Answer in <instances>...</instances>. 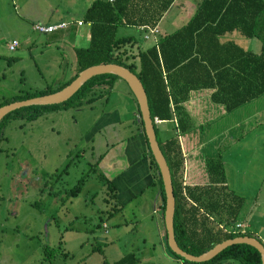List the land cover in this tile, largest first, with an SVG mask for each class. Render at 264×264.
Segmentation results:
<instances>
[{"label": "rangeland", "instance_id": "rangeland-1", "mask_svg": "<svg viewBox=\"0 0 264 264\" xmlns=\"http://www.w3.org/2000/svg\"><path fill=\"white\" fill-rule=\"evenodd\" d=\"M87 1L0 0V102L53 89L74 72L72 45L63 41L62 46L60 39L52 38L54 33L38 31L31 24L79 16ZM192 6V0H175L158 25L159 33L184 22ZM139 30L119 26L116 35L131 33L145 46L151 38H144ZM236 38L246 48H259L255 36L238 33ZM12 39L18 44L9 50ZM128 46L136 50L135 44ZM122 91L128 92L127 85L116 78L106 101L46 109L32 119L20 116L21 109L5 118L0 132V264H97L129 251L137 256L136 264H182L157 235L152 201L143 194L122 204L116 194L109 195L101 171L92 166L91 157L105 144L114 146L133 131ZM115 99L121 105V119L116 121L111 114L99 119L101 110L114 109ZM223 111H213L201 128L192 124L202 129L203 139L224 138L234 131L237 137L229 144L223 143L226 139L211 148L197 147L195 157L202 160L208 150L214 158L219 155L226 183L244 197L236 219L248 231L255 230L264 244V92ZM100 123L102 127L88 136V129ZM155 126L158 139L174 132L166 120ZM196 129L181 133L180 141L193 131L198 133ZM200 180H206V175ZM74 184L80 189L68 194ZM44 247L49 259L44 257ZM220 264L241 263L229 259Z\"/></svg>", "mask_w": 264, "mask_h": 264}, {"label": "trees", "instance_id": "trees-1", "mask_svg": "<svg viewBox=\"0 0 264 264\" xmlns=\"http://www.w3.org/2000/svg\"><path fill=\"white\" fill-rule=\"evenodd\" d=\"M171 2L92 0L82 15L83 21L89 22L87 43L73 47L74 72L53 89L15 95L2 100L0 105L54 91L68 83L78 70L94 63L116 62L134 72L144 88L151 120L154 115L169 120L174 129L170 136L158 139L156 122L152 120L158 146L170 173L174 239L186 252L198 254L225 238L252 234L248 230L230 231L233 222L238 220L237 213L244 197L227 185L219 155L214 158L208 153L200 161L189 159L184 170L181 146L185 150L190 143L185 138L180 141L179 137L193 126V119L183 102L191 93H197L196 89H201L202 94L209 93L211 101L231 110L264 92V0H200L182 25L161 35L156 43L145 46H141L131 33L116 35L119 26L133 25L142 29L141 25H155ZM231 30L246 37H257L258 50L245 49L232 39H219L220 34ZM131 44H135V51L129 48ZM116 78L120 77L110 72L94 74L63 101L14 108L0 118V132L5 118L21 109L24 113L20 116L32 119L46 109L106 101ZM128 91L135 103L136 116L132 122L143 134L148 166L159 189L162 212L164 194L160 174L148 148L137 103L129 88ZM94 165L96 161L92 163ZM203 175L206 180L201 181ZM102 179L109 195L115 197L114 185L103 175ZM77 184L66 190L67 193L74 195L80 189ZM163 245L182 264H220L229 259H236L241 264H260L257 249L243 242L227 245L203 261H190L174 253L166 244L165 232ZM47 249L44 247L45 259L50 256ZM137 260V256L129 251L112 261L103 258L97 264H136Z\"/></svg>", "mask_w": 264, "mask_h": 264}, {"label": "crops", "instance_id": "crops-1", "mask_svg": "<svg viewBox=\"0 0 264 264\" xmlns=\"http://www.w3.org/2000/svg\"><path fill=\"white\" fill-rule=\"evenodd\" d=\"M91 1L92 0H88L86 2V5L82 10L83 12H84V9L90 4ZM192 1H193V6H192L193 8L189 11V14H188V17L186 18V20L194 12L197 3L200 0H192ZM174 2H175V0H172L170 5L168 6V8L164 11V13L160 17V19L155 24V26L157 28V33H156L155 37L157 39L161 35L166 34V33L170 32L173 29L178 27V26H176L175 28H173L172 30H169V31L166 28L167 32H164V33H159V30H158V25H159L162 17L166 14V12L169 10V8L172 6V4ZM180 8H184V6L181 5ZM178 9H179V7H178ZM83 12H81V15L76 16V17H65V18H63L61 16H57L54 20H49L47 22H36V23H51V22H57V21H61V20L70 21L67 26H65L63 28H58L56 30H53V31L47 32V33H54L52 35V38L60 39V42H61L60 44H63V41L66 43L68 42L70 45H72V49H73V47L84 46L87 43L89 23L87 21H83V19H82ZM77 19H81L83 22L79 25H76L75 20H77ZM184 22H181L180 25H182ZM78 26H82L81 29L77 28ZM124 27H126V26H124ZM134 27L137 30L140 29L138 26H134ZM82 28H83V30H82ZM140 30L143 31L142 29H140ZM237 34H238V32L236 30H231L229 32H224V33L220 34L219 39L220 40L232 39L238 43V40H237L238 38H236ZM85 36H86V38H85ZM58 37H60V38H58ZM66 38H68V39L70 38V40H68ZM149 38H151L150 43H153L154 42L153 38L152 37H149ZM150 43H148V44H150ZM238 44L241 45L242 47H244L245 49H249L240 43H238ZM62 46H65V45L63 44ZM196 92L197 93H193V94L191 93L189 95V98L187 100H185L183 102V104H184V107L186 108V110L191 113L193 123L198 128H201L202 123L205 121V119L206 118L209 119L210 116L212 115V112L216 111V109H218L219 112H222L223 110L229 111V110L224 109L223 105L221 103L211 101L209 99V93L208 92L206 94H202L201 89H196ZM122 95L125 97L123 99L125 102H123V103L124 104L128 103L129 111L131 113V117L133 118V116H136L134 99H133V97L129 91L128 92L122 91ZM116 101H117V99L114 100V102H116ZM240 105H242V104H240ZM113 106H114V109H105V110L103 109V110H101L98 118L102 119V118L107 117L111 114L113 116V118H115L116 121L120 120L121 118L119 117V112L121 111V105L118 104V101H117L115 103V105H113ZM161 121H165V120H161ZM241 121L242 120H238L237 122L239 123ZM168 122H169V120H168ZM102 124L103 123H100L98 125H93L92 128L90 127L87 131L88 136L91 135L92 133H95L96 131H98V129L100 127H102L101 126ZM194 124H193L192 128L194 127V129H196ZM197 131H198V133H196L194 135H193V133H194V131H193L190 135H187V136L182 138V139L185 138L186 142L190 143V146L187 147V149H185V150H184L183 146H181L182 147L181 148L182 154H183L184 170L187 169V162L189 159H196L197 160V157H195V155H197L196 150H198V148L202 149L203 146H205V145H208L211 148L212 145L213 146L218 145L219 142L221 143L226 139L228 141H224L223 143L229 144L230 140H235V138L237 137L236 132L234 131V134H230L228 136H225L224 138H220V137L216 138V135H214V136H211L209 138L205 137L203 139L204 135H203L202 129L197 130ZM184 133H186V131ZM179 139H180V137H179ZM220 140H222V141H220ZM116 142L117 143H115L114 146H111V145L107 146V144H105L106 148L102 149L100 153H96L95 157H91L90 160H92V162L96 161V166L101 171L102 175L106 179H109L111 181V183L114 185L116 197L118 198V201L121 202L122 204L127 202V200H129V199L135 200L143 194L146 195L144 197L146 200L152 201L151 211L154 214V219L156 222V228H158L157 235L159 236L160 241L163 244L164 226L162 224L163 223L162 222V212H161L160 207H159L160 193H159V189H158L157 184L155 182H153V181H155V179L152 176V174L150 173V169L148 166V157L146 154V145H145L143 134L141 133V131L136 129V126L134 125L133 131L130 132V134H128L127 136L122 137L120 139H117ZM181 145H182V142H181ZM211 152H212V150H208V153L211 154ZM225 181H226V178H225ZM248 214H249V212H248ZM247 224L249 225V227L251 229L250 223H247ZM250 233L252 234L251 236H255L254 233H256V232H255V230H252V232H250Z\"/></svg>", "mask_w": 264, "mask_h": 264}, {"label": "water", "instance_id": "water-1", "mask_svg": "<svg viewBox=\"0 0 264 264\" xmlns=\"http://www.w3.org/2000/svg\"><path fill=\"white\" fill-rule=\"evenodd\" d=\"M110 72L118 75L122 78L131 93L133 94L135 101L137 103V107L140 113V118L143 125V132L147 140L148 148L150 153L157 165L163 194H164V204L162 209V222L164 226L165 232V241L167 246L176 254L182 256L183 258L190 261H203L222 248L232 243H247L254 246L259 252L260 264H264V245L262 242L255 236L251 235H237L230 238H225L218 242H215L212 246L207 248L206 250L198 253L192 254L186 252L182 248L178 246L173 236L172 229V216L174 209V196L172 192V185L170 180L169 168L166 163V160L158 146L155 132L152 125V120L150 118L149 109L147 106V100L144 88L139 78L136 76L134 72L129 70L127 67L116 63V62H102V63H94L87 65L80 70L77 71L76 75L65 85L62 87L40 95L30 96L23 99L12 100L0 105V118L8 111L30 104H49L63 101L67 97H69L88 77L98 74Z\"/></svg>", "mask_w": 264, "mask_h": 264}, {"label": "built area", "instance_id": "built-area-1", "mask_svg": "<svg viewBox=\"0 0 264 264\" xmlns=\"http://www.w3.org/2000/svg\"><path fill=\"white\" fill-rule=\"evenodd\" d=\"M70 21L67 20H61V21H57V22H51V23H33L32 24V28L33 29H37L38 31L41 32H51L53 30H56L58 28H63L65 26H67L69 24ZM83 21L81 19H77L75 20L76 25L81 24ZM88 22V21H87ZM89 23V22H88ZM143 30V37L144 38H149L152 37L154 40V43H156L157 38L155 37L156 33H157V28L155 25L153 26H149V25H141L140 26ZM16 39H12L8 44H7V48L9 50L13 49L16 46ZM153 122H160L162 119L158 118L157 116H153L152 117ZM245 223L241 220H235L233 222V225L230 227V231H240V232H244L245 229Z\"/></svg>", "mask_w": 264, "mask_h": 264}]
</instances>
